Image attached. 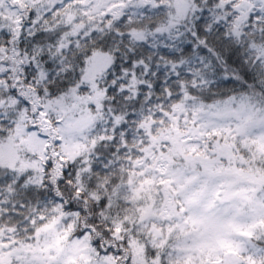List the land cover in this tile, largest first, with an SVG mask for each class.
<instances>
[{
	"label": "snow or ice",
	"instance_id": "6c2138e0",
	"mask_svg": "<svg viewBox=\"0 0 264 264\" xmlns=\"http://www.w3.org/2000/svg\"><path fill=\"white\" fill-rule=\"evenodd\" d=\"M0 264H264V0H0Z\"/></svg>",
	"mask_w": 264,
	"mask_h": 264
}]
</instances>
